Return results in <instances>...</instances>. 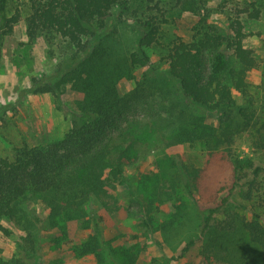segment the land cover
I'll return each instance as SVG.
<instances>
[{
	"label": "trees",
	"instance_id": "1",
	"mask_svg": "<svg viewBox=\"0 0 264 264\" xmlns=\"http://www.w3.org/2000/svg\"><path fill=\"white\" fill-rule=\"evenodd\" d=\"M172 2L178 12L186 10L198 17L191 41L166 36L163 25L168 23L170 9L161 7L160 0H28V38H60L73 48L49 81L33 78L30 91L59 97L70 87L83 97L77 101L78 111L72 114L71 127L62 139L45 147L24 144L11 158L0 159V233L12 235L7 223L20 227L23 233V245L16 256L0 259V264H33L44 223L58 229L60 239L67 236L70 225L91 228L92 235L78 247L77 254L93 253L100 263L113 260L115 254L110 241L104 240L100 213L121 209L117 194L121 189L145 210L141 225L149 228L147 214L161 194H169L164 193L159 173L153 178L142 176L147 180H142L137 190L127 173L146 156L143 136L158 133L167 147L215 141V150H228L236 135L260 125L256 144L264 149V116L257 107L264 105V95L256 99L248 82L259 60L245 45L248 34L244 24L245 17L253 21L261 18L258 3L238 9L237 17H229L230 24L221 30L211 23L212 12L205 3ZM9 3L0 0V63L1 48L21 19L19 11H10ZM128 21L136 34L126 42L117 25ZM157 48L164 52L163 69L155 66L148 53ZM137 71H141L140 78ZM123 79L135 83L125 95L118 88ZM233 91L241 95V104ZM141 104H146L151 124L142 131L128 119L131 110ZM227 154L234 171V188H240L247 172L253 175L245 193V198L252 200L264 166L256 165L248 155ZM183 169L190 189L200 172ZM172 194L176 203H181V197ZM30 201L45 205L48 215L44 221L29 211ZM226 203L224 199L222 205L202 212L205 258L210 260L213 252L226 264H264V223L257 215L240 222L228 212ZM221 211L226 217L219 220ZM193 243L188 242L183 253Z\"/></svg>",
	"mask_w": 264,
	"mask_h": 264
},
{
	"label": "rangeland",
	"instance_id": "2",
	"mask_svg": "<svg viewBox=\"0 0 264 264\" xmlns=\"http://www.w3.org/2000/svg\"><path fill=\"white\" fill-rule=\"evenodd\" d=\"M160 1L161 7L170 9L166 17L168 23L163 25L166 36L191 41L198 17L186 10L180 13L179 9L178 12V8H173L172 0ZM198 2L205 3L212 12L211 23L221 30L230 24L229 17H237L238 9L249 7L252 2L258 3L262 10L261 18L253 21L245 17L244 24L248 34L245 45L254 51L259 60L258 68L249 73V90L256 99H261L264 95V0ZM9 9L12 13L19 11L21 19L1 48L0 159L11 158L15 149L24 144L45 147L62 139L71 127L72 114L78 111L76 103L83 97L70 87L59 97L30 91L33 78L49 81L58 64L71 55L73 48L60 38H48L44 35L35 40L28 38L25 23L29 13L28 0H10ZM241 18L243 20L244 16L241 15ZM131 26V21L117 25L119 35L126 42L135 38L136 31ZM148 53L157 68H165L164 52L160 48L150 49ZM140 75L141 71H137L136 77L140 78ZM134 87V81L127 79L121 80L118 85L121 95L130 92ZM233 94L237 103L241 104V95L236 91ZM257 107L264 116V105L260 103ZM128 117L138 130L142 131L144 127L151 125L146 104L136 105ZM263 121L264 118L261 122ZM259 126L236 135L234 144L228 150H215L214 140L211 143L200 141L193 145L167 147L158 133H152L149 138L143 136L147 145L146 156L127 169L128 175L134 179V188L137 190L142 180L146 182L147 179H143L145 175L153 178L154 173H159L163 177L161 186L165 189L164 193L173 195L176 192L181 197V203H176L174 195L170 198L167 194H161L153 204L151 212L147 214L150 227L146 228L141 225L145 210L132 203V198L127 197V192L121 189L117 193L121 209L100 213L103 217L101 228L104 240L110 241L112 254H115L113 260L108 258L100 263L93 253L84 256L77 254L78 247L92 235L91 228L81 229L70 225L66 231L67 236L60 239L59 230L49 228L44 223L40 226V248L33 264H226L219 262L213 252L210 260L205 258L206 241L201 236L202 212L222 205L223 200L227 199L226 209L240 222L257 215L264 223V176L259 179V190L253 191V199L247 200V182L253 179V175L247 172L246 177L240 181V188H234V171L227 157L228 151H232L235 155H248L256 165L264 166V149L256 144ZM262 131L264 133V128ZM183 166L190 170L198 169L200 172L199 178L190 189L187 187L189 182ZM143 198L147 204L146 197ZM27 208L39 214L43 221L48 215V210L41 202L30 201ZM225 217L226 214L222 211L217 215L219 220ZM6 225L12 235L6 237L0 233L1 260L12 259L23 245L21 228L12 223ZM190 241H194L193 245L189 251L183 253V248ZM246 251L249 252L248 248Z\"/></svg>",
	"mask_w": 264,
	"mask_h": 264
}]
</instances>
